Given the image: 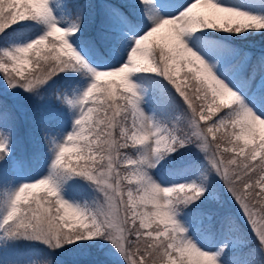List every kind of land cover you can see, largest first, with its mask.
<instances>
[{
  "label": "snow or ice",
  "instance_id": "1",
  "mask_svg": "<svg viewBox=\"0 0 264 264\" xmlns=\"http://www.w3.org/2000/svg\"><path fill=\"white\" fill-rule=\"evenodd\" d=\"M253 34L264 0H0V264H27L22 241L31 264H264V53L235 44ZM244 227L258 248L229 256Z\"/></svg>",
  "mask_w": 264,
  "mask_h": 264
},
{
  "label": "trees",
  "instance_id": "2",
  "mask_svg": "<svg viewBox=\"0 0 264 264\" xmlns=\"http://www.w3.org/2000/svg\"><path fill=\"white\" fill-rule=\"evenodd\" d=\"M235 44L240 47H244L252 50L253 53L256 55H260L261 53H264V34H253L247 36L242 40L238 38L235 41ZM183 74H184L183 72L180 73L181 80L183 79ZM7 103L10 107H14L22 111H29L34 107H36L38 104L37 101L25 97L22 94L15 97H9L7 99ZM24 128L25 125L22 122L21 135L16 145V151L17 154L30 156L34 151V147L32 142L29 140L28 136L26 135ZM43 147L44 146L42 144L39 146V152L41 158L36 163L32 164L35 167H38V165L41 163V159L44 155ZM203 208L205 211L215 212L218 210V205L213 202H208L205 205H203ZM239 235L247 241L246 243L248 247L258 248L259 245L257 239L247 227H244L243 233ZM214 239L215 238H213L212 236H208V238L204 241L207 243H211ZM42 247L43 246L33 245L28 242H23V241L18 242V249L23 254V257L29 253H38L36 251H33V249L42 248ZM44 251L47 252L46 249ZM239 252H234V253L235 255L239 256L240 255ZM47 254H50L53 257L52 264H106L103 262V259H105L103 258L104 253L102 251H97L94 248L85 251L84 248H74L72 246H67L64 250H57L55 252H50ZM241 257L243 256H239V258Z\"/></svg>",
  "mask_w": 264,
  "mask_h": 264
},
{
  "label": "rangeland",
  "instance_id": "3",
  "mask_svg": "<svg viewBox=\"0 0 264 264\" xmlns=\"http://www.w3.org/2000/svg\"><path fill=\"white\" fill-rule=\"evenodd\" d=\"M188 2H191V0H188ZM230 2L235 3L236 0H230ZM160 35L161 34H157V39L160 38ZM236 46H238V45H236ZM238 47H240V46H238ZM240 48H242V49L248 51L249 53H251L253 57L259 56V55L254 54L253 51L250 50V49H248V48H244V47H240ZM181 72H183V71H181ZM44 151L45 150H44V147H43V152ZM42 170H44V155H43V157L41 159V163L38 165V167H35L33 165L31 166L30 174H35V173L40 172ZM243 241H246V240L244 238H242L239 234L233 236V238L231 240V243L233 245V248H232V251L229 252V256H232L234 252L240 251V249L243 247V243H242ZM203 242L208 247H214V245L216 243V239H214L211 243H207L205 241H203ZM40 254L41 253H29V254H27V255H25L23 257V260L26 261L27 264H31L32 260L38 258V256ZM48 255L52 258V262H53V257L50 254H48ZM103 258H105V259H103V262L106 263V264H108L107 257L104 255ZM233 264H245V258L244 257H241L239 259H236V260L233 261Z\"/></svg>",
  "mask_w": 264,
  "mask_h": 264
}]
</instances>
